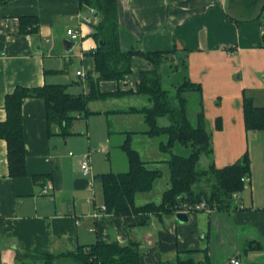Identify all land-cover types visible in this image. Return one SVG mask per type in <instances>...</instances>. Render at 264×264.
I'll list each match as a JSON object with an SVG mask.
<instances>
[{
    "label": "crops",
    "instance_id": "0c3cea01",
    "mask_svg": "<svg viewBox=\"0 0 264 264\" xmlns=\"http://www.w3.org/2000/svg\"><path fill=\"white\" fill-rule=\"evenodd\" d=\"M119 3L121 48L174 51L177 69L166 75L168 86L180 85L185 78L199 83L206 128L211 133L216 118L221 121L208 165L223 167L247 153L249 181L228 208L191 211L185 222L174 217V209L109 213L96 176L113 171L112 163L124 153L121 144L127 131L132 132L134 148L141 143L153 155L147 156L148 165L159 167L165 158L158 139L140 133L146 128L141 114L117 112L146 104V98L132 93L91 100L87 109L92 112L75 116L63 134L59 125L48 124L42 97H24L26 174L9 175L7 143L0 138V264H21L17 255L71 253L97 240L138 243L140 264H160L186 254L202 264H232V258L238 264H264V129L247 131L243 114L244 98L264 106L263 0L253 5L244 0ZM88 7L79 0H0V121L6 117L5 95L17 85L64 84L72 94L88 92L86 75L94 71L91 51L96 46L94 23L83 21ZM24 16L36 17L34 31L21 29ZM68 28L80 30V36L71 39ZM150 68L152 64L136 54L123 80H101L99 90L135 91L139 72ZM68 69L74 71L72 76L62 74ZM68 76L74 86H68ZM76 84L82 90H71ZM85 155L91 164L88 175L80 168ZM45 186H50L47 193ZM167 187L158 200L138 203L135 197L136 204L158 203ZM68 260L57 259L72 264Z\"/></svg>",
    "mask_w": 264,
    "mask_h": 264
},
{
    "label": "trees",
    "instance_id": "16d2710c",
    "mask_svg": "<svg viewBox=\"0 0 264 264\" xmlns=\"http://www.w3.org/2000/svg\"><path fill=\"white\" fill-rule=\"evenodd\" d=\"M247 5L259 3L261 0H244ZM80 4L93 7L97 21L93 24V37L96 46L92 49L95 67L86 75L87 93L72 94L64 84H44L40 87H24L17 85L5 95V120L0 121V138L7 143V159L9 175L12 177L26 174L24 134L21 120V103L24 97H42L46 107L48 124H57L62 133H67V126L75 116L88 115L87 103L98 98L119 96L122 94L141 95L146 104L130 106L117 110L119 113H139L143 117L146 128L140 133L158 138V149L166 154L161 160L169 172L168 187L163 191L158 203L148 201L136 204L138 193L152 189L156 179L162 176V170L148 165L130 140L131 131L121 144L128 168L125 171H108L99 173L96 180L100 183L105 209L109 213L127 215L131 213L164 212L170 213L175 205L185 201L195 203L205 199L219 209L228 208L232 202L231 194L241 191L244 183L241 177L249 173V157L244 153L235 162L216 167L210 163L206 168L198 167L202 153L212 152V135L206 128L202 105V88L199 83L188 78L177 86L167 87L164 84L169 71L177 69L173 60V52L169 50L141 51L122 49L119 34V0H79ZM264 11V0L261 6ZM22 30L36 29L37 19L34 16L20 17ZM28 26V27H27ZM147 59L152 68L141 70L136 82V90L102 92L99 90L101 80H123L131 72V61L134 55ZM167 67V68H166ZM193 94L196 100V111L189 115V106ZM244 125L247 131L264 129V106H256L250 98L243 100ZM166 117L167 123L161 124L160 118ZM216 127L221 128L220 118L215 120ZM185 148L186 153L176 151ZM37 176H35L36 178ZM202 182V186L195 185ZM249 247H255L251 243ZM190 252V251H186ZM139 246L136 242L120 244L117 241L97 240L89 245H79L71 253H43L17 255L21 264H61L59 256H66L72 264H140ZM160 264H202L190 254L178 256L173 261Z\"/></svg>",
    "mask_w": 264,
    "mask_h": 264
},
{
    "label": "rangeland",
    "instance_id": "374dc122",
    "mask_svg": "<svg viewBox=\"0 0 264 264\" xmlns=\"http://www.w3.org/2000/svg\"><path fill=\"white\" fill-rule=\"evenodd\" d=\"M66 73H68L70 76H72L73 74H71V73H74V71L71 72V70L68 69V70L64 71L62 74H66ZM73 79L77 80V78H74V76H73ZM66 82H68L67 83V84H69L68 86H71V85L74 86V82L71 81L69 76L67 77ZM164 84L167 87V85H168V78L167 77H166V79L164 81ZM71 90H74V92H78V91L82 90V86H81V84H76L74 89H71ZM191 95H193V94H191ZM202 101H203V111H204V99H203V97H202ZM196 108H197L196 100H195V97L193 95V98H191V103H190V106H189V115L191 117L194 116ZM204 116H205V119H206V116H207L206 115V111L204 112ZM159 121H160V123H167L168 120H167L166 117H163L162 122H161V120H159ZM208 128H210V127H208ZM210 130H211L212 138H214V140H215V138L218 137V133H219V131L221 129H218L216 127V125H215V122H213L212 123V128H210ZM161 138L162 137H158V138H156V140L157 139H161ZM153 139H155V138H153ZM135 147L139 150L140 155H141V157L143 159H146L147 161H150V159L147 156H153V155L151 153H150V155H148V153H146V150L143 149V145L141 143H137L135 145ZM150 148H152V146H150ZM175 150L179 151L181 153H186L187 152V150L185 148H180V149L176 148ZM164 155L166 156V154H164ZM208 159L210 160V154L202 153L200 155V157H199L198 167L206 168L208 166V163H209ZM126 160L127 159H126L125 154L122 153L121 156H118L115 159L114 163H112V170L113 171L125 170L126 165H127V161ZM123 165H125V166L122 169ZM106 168H109L108 165H106ZM158 168H160V169H162L164 171L163 175L154 182L153 189L150 192L139 193L136 196V200H137L138 203L144 202L147 199L158 200V195L161 193V191L164 188V186L166 184L168 185V177H169L168 174H169V172H168V169H167L166 165H163V163H161V165ZM201 184H202V182H200L198 185L196 184L195 186L197 188H200L202 186ZM69 261H70V259L68 260V262ZM59 263H61V262H59ZM65 264H68V263H65Z\"/></svg>",
    "mask_w": 264,
    "mask_h": 264
},
{
    "label": "built area",
    "instance_id": "2783aa9c",
    "mask_svg": "<svg viewBox=\"0 0 264 264\" xmlns=\"http://www.w3.org/2000/svg\"><path fill=\"white\" fill-rule=\"evenodd\" d=\"M83 21L87 23H96L97 21V16H96V11L93 7H88V12L86 15L83 16ZM67 34L70 35L71 39H77L80 36V30L78 29H73V28H68L66 30ZM260 32L262 35H264V22L261 23L260 25ZM77 74L83 76L84 73L82 71H77ZM80 168L83 173V175H88L90 174L91 170V164H90V159L87 155L83 156L80 160ZM241 180L243 181L244 185L248 183L249 181V176L246 174L243 177H241ZM50 186H45L43 188L44 192H48V189ZM232 199H235L237 202L240 198V191H235L231 194ZM217 207L215 204H209L205 199L195 202V203H188L185 201L179 202L175 205L174 211L176 212H186L189 213L191 211H206V212H212L216 210ZM230 263L232 264H238L239 261L232 258L230 259Z\"/></svg>",
    "mask_w": 264,
    "mask_h": 264
},
{
    "label": "water",
    "instance_id": "95a60500",
    "mask_svg": "<svg viewBox=\"0 0 264 264\" xmlns=\"http://www.w3.org/2000/svg\"><path fill=\"white\" fill-rule=\"evenodd\" d=\"M63 42L66 45V44H69L70 41L68 39H65ZM174 217L180 222H185V221L188 220V213H186V212H176L174 214Z\"/></svg>",
    "mask_w": 264,
    "mask_h": 264
},
{
    "label": "bare ground",
    "instance_id": "6f19581e",
    "mask_svg": "<svg viewBox=\"0 0 264 264\" xmlns=\"http://www.w3.org/2000/svg\"><path fill=\"white\" fill-rule=\"evenodd\" d=\"M241 192V191H240Z\"/></svg>",
    "mask_w": 264,
    "mask_h": 264
}]
</instances>
